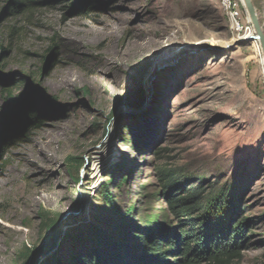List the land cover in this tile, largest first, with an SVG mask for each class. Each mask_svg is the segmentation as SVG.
I'll return each instance as SVG.
<instances>
[{
  "label": "rangeland",
  "instance_id": "rangeland-1",
  "mask_svg": "<svg viewBox=\"0 0 264 264\" xmlns=\"http://www.w3.org/2000/svg\"><path fill=\"white\" fill-rule=\"evenodd\" d=\"M237 1L242 30L222 0H0V264L140 251L130 231L173 221L162 166L215 230L238 212L229 264H264L263 51Z\"/></svg>",
  "mask_w": 264,
  "mask_h": 264
},
{
  "label": "trees",
  "instance_id": "trees-1",
  "mask_svg": "<svg viewBox=\"0 0 264 264\" xmlns=\"http://www.w3.org/2000/svg\"><path fill=\"white\" fill-rule=\"evenodd\" d=\"M33 1L35 0H10L9 7L15 12L28 8V3ZM74 1L69 0L70 4ZM51 50L54 55L55 48ZM27 115L17 119L15 136H18L28 120ZM11 140L13 142L14 138ZM0 142L1 145L5 143L2 140ZM2 151L3 147L0 148V155ZM160 174L173 221L153 225L143 230L140 236L130 231V243L139 242L140 251L136 246L124 245L122 248L125 250H119L120 243L117 249L105 252L94 248L79 264H229L240 256V247L246 237V225L237 220L238 212H229L225 225L215 230L214 217L218 207H214V202L206 201V187L201 183L188 187L181 179V172L166 166L160 168ZM234 201L235 197L230 196L225 205L231 206Z\"/></svg>",
  "mask_w": 264,
  "mask_h": 264
},
{
  "label": "water",
  "instance_id": "water-1",
  "mask_svg": "<svg viewBox=\"0 0 264 264\" xmlns=\"http://www.w3.org/2000/svg\"><path fill=\"white\" fill-rule=\"evenodd\" d=\"M242 3L248 14L249 20L254 27V34H255V35H251L247 37V39L249 41L258 40L260 42L261 48L263 51V57H264V29L260 21L254 1L253 0H242Z\"/></svg>",
  "mask_w": 264,
  "mask_h": 264
},
{
  "label": "built area",
  "instance_id": "built-area-1",
  "mask_svg": "<svg viewBox=\"0 0 264 264\" xmlns=\"http://www.w3.org/2000/svg\"><path fill=\"white\" fill-rule=\"evenodd\" d=\"M225 8L228 10V14L231 18V20L234 22L236 28L243 29L241 24L242 19V10L240 8V4L237 0H222Z\"/></svg>",
  "mask_w": 264,
  "mask_h": 264
},
{
  "label": "bare ground",
  "instance_id": "bare-ground-1",
  "mask_svg": "<svg viewBox=\"0 0 264 264\" xmlns=\"http://www.w3.org/2000/svg\"><path fill=\"white\" fill-rule=\"evenodd\" d=\"M251 35H255L254 33L253 34H251ZM251 35H249V36H251ZM248 36V37H249ZM254 41H256L257 43H260L258 40H254ZM262 61H263V64H264V57L262 58Z\"/></svg>",
  "mask_w": 264,
  "mask_h": 264
}]
</instances>
